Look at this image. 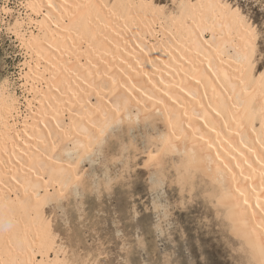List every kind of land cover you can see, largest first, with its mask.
I'll use <instances>...</instances> for the list:
<instances>
[{"label": "snow or ice", "instance_id": "1", "mask_svg": "<svg viewBox=\"0 0 264 264\" xmlns=\"http://www.w3.org/2000/svg\"><path fill=\"white\" fill-rule=\"evenodd\" d=\"M134 10L183 22L187 32L209 50L205 34L213 43L220 41L217 55L234 58L238 94L230 107L238 109L240 123L252 133L258 126L260 150L255 152L241 139L242 148L233 149L236 154L228 163L219 159V152L213 158L218 161L217 175H227L245 205L249 196L254 198L250 214L262 240L258 258L237 259L234 264H264V0H201L196 4L183 0L167 4L164 0L119 4L16 0L12 6L9 0H0V34L6 33L24 50L20 79L25 83L21 86L32 83L35 87L37 64L27 57L36 55L38 33L63 32L66 38L71 33L73 46L80 40L83 47L100 35V29L110 27L111 20L106 18H134ZM148 48L145 53L135 44V54L143 57V65L135 60L137 67L155 68L156 61L150 58L154 49ZM137 75L151 84L150 73ZM134 79L131 75L123 82L109 78L107 85L94 87L85 78L83 87L76 85L75 91L69 85L63 108L54 114L53 130L46 133L55 137L51 153L40 167L33 165L35 174L25 175V199L14 230L0 246V264H212L204 254L216 227H224L220 224L226 219L220 212L222 198L200 187L201 168L180 151L181 137L175 133L171 116L165 121L167 129L160 126L156 110L164 99L153 101ZM163 97L171 99L167 92ZM11 103L14 106L18 101ZM205 146L212 148L210 143ZM11 179L20 184L16 177ZM208 200L215 215L204 211ZM16 203L7 201L3 207L16 212ZM224 243L232 247L230 240ZM46 253H55L56 259L37 258Z\"/></svg>", "mask_w": 264, "mask_h": 264}, {"label": "bare ground", "instance_id": "2", "mask_svg": "<svg viewBox=\"0 0 264 264\" xmlns=\"http://www.w3.org/2000/svg\"><path fill=\"white\" fill-rule=\"evenodd\" d=\"M74 2L86 3L87 0H68L69 4ZM102 2L147 3L149 0ZM183 2L196 4L201 0ZM134 12V18L127 20L106 18L111 20L110 27L100 29V35L95 40L83 44V47L80 40L73 46L71 33L67 38L63 32L38 33L40 43L34 49L36 55L33 57L29 54L27 57L37 64L33 73L35 87L32 83H28L26 88L21 86L25 83L20 79L21 66L25 62L22 49L23 60L19 71V87L22 93L17 91L18 83L8 77L2 80L0 246L8 233L14 230L20 215V205L25 199V175L31 177L35 174L33 165L40 167L43 159L51 153L50 142L55 137L46 136V133L53 130L54 114L63 108V101L68 98L69 85L72 86L71 90L75 91L76 85L83 87L85 78L93 82L95 87L97 83L107 85L109 78L123 82L125 77L131 75L135 77L133 82L138 86L142 85L143 89L152 95L153 101L164 99V104L156 110L163 129H167L165 121L171 116L172 122L176 124L175 133L181 137L178 141L180 151L187 153L186 158H191L201 168L200 185L204 184L206 191L213 192L218 199L222 198L220 212L226 217L225 226L228 227L229 233L239 240L236 249H244L242 253L248 260L258 258L262 240L259 229L254 228L250 214L254 198L249 196V204L245 205L237 197L233 190L235 185H230L227 175H217L218 161L213 158V154L219 152V159L228 163V158L236 154L233 149L242 148L241 139L253 147L255 152L260 150L258 126L256 132L252 133L240 123L241 114L238 109L230 107L232 97L238 94L234 58L226 54L217 55L220 41L213 43L211 37L205 34L203 40L211 45L209 50L205 44L187 32L183 22H172L167 17L154 16L147 10ZM137 36L140 40L136 39ZM137 43L144 48L145 53L149 51L148 46H152L154 50L150 58L156 61L155 68L147 65L136 66L137 59L143 65V57L136 55L134 51ZM156 49L160 51L157 52ZM129 65L136 68L135 73ZM144 72L152 75L151 84L146 83L143 75H137ZM153 85L159 91H154ZM163 92H167L171 99L163 97ZM13 100L18 101L14 106L11 103ZM151 104L152 101H149L148 106ZM60 119L63 120L62 112ZM189 124L190 128L187 127ZM44 125L48 127L45 128ZM253 135L256 136L255 144ZM206 143L212 144L211 150L206 148ZM12 177L19 179L20 184H16ZM240 187L243 190L242 184ZM7 201H17L16 212L4 209L3 205ZM53 254L49 256L46 253L44 257L37 258L56 259L55 253Z\"/></svg>", "mask_w": 264, "mask_h": 264}, {"label": "rangeland", "instance_id": "3", "mask_svg": "<svg viewBox=\"0 0 264 264\" xmlns=\"http://www.w3.org/2000/svg\"><path fill=\"white\" fill-rule=\"evenodd\" d=\"M15 2L16 0H9L10 6L14 5ZM168 2L169 0H164V3ZM13 41V38L9 37L6 33L0 34V84L3 79L8 77L15 83H18L16 85V87L18 86L17 91L21 94L22 90L19 87V71L23 60V54L18 45ZM160 126L163 128L161 123ZM201 186L204 187V184H201L200 187ZM211 204L212 202L208 200L205 204L204 211H211L212 215H215L216 209L211 207ZM206 219H210V217L206 216ZM225 222V220L220 222V224L224 225L223 229H221L220 225L216 227L215 232L212 235V244L209 245L207 251L205 252V257L212 261V264H234L237 259L248 261L244 253L237 251L238 249H236V247L239 245V240L229 233L228 227L225 226ZM215 233H220V235L217 236ZM225 240H230L232 242V247L230 248L231 251L229 247L225 246ZM236 255L239 256L236 257ZM191 259L195 260L196 257L192 256Z\"/></svg>", "mask_w": 264, "mask_h": 264}]
</instances>
